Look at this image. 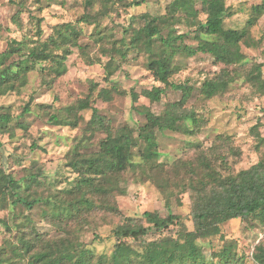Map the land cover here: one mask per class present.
Instances as JSON below:
<instances>
[{
	"label": "rangeland",
	"instance_id": "1",
	"mask_svg": "<svg viewBox=\"0 0 264 264\" xmlns=\"http://www.w3.org/2000/svg\"><path fill=\"white\" fill-rule=\"evenodd\" d=\"M173 1L0 0V53L22 44L1 67L18 61L20 53L57 38L58 27L66 30L67 25L80 32L78 46L70 47L65 74L54 78L50 68L56 64L50 61L28 62L31 69L24 84L18 80L14 90L0 95V114L12 119L0 124V264H30L38 253L51 251L56 253L55 264H61L64 253L71 251L76 257L83 250L89 252L90 264H111L117 227L130 219L150 226L145 212L162 217L179 215V223L144 236V246L128 238L140 253L157 250L164 237L194 230L191 212L197 196L190 185L206 178V163L221 177L264 163V93L247 80L255 63L263 65L264 77L262 14L241 42L246 55L241 63H217L212 55L202 52L190 55L181 51L176 56L180 70L170 77V83L192 87L181 111H194L197 122L189 119L183 126L188 129L159 132L151 162L144 161L136 147L125 171L110 175L109 180L94 175L102 189L79 186L86 166L76 168L73 162L105 157L101 144L107 132L91 124L94 107L105 127L115 131L129 125L137 136L146 123L143 107L160 115L169 103L181 100V90L156 80L148 66L150 52L144 41L135 40L136 32L157 18L153 24L159 26L161 36L174 30L186 35L183 45H198V24L206 19L203 0H194L200 12L195 19L182 12L171 17ZM225 3L229 15L224 27L242 29L253 15L252 6L264 0ZM162 48L161 39L155 38L153 49L158 53ZM225 69L234 81L204 99L200 93L203 82ZM156 86L165 87V93L153 102L143 93ZM133 92L138 95L136 101ZM86 100L89 108L80 109ZM27 106L30 110L25 113ZM54 115L59 122L51 119ZM65 120L77 125L64 124ZM254 127L262 140L254 134ZM5 173L19 181L22 196L37 200L32 208L13 203L14 197L1 180ZM84 198L90 203H84ZM221 227V234L196 241L199 259L204 264H223L221 254L228 250L231 264H258L253 255L264 243V219L259 215L231 219Z\"/></svg>",
	"mask_w": 264,
	"mask_h": 264
},
{
	"label": "trees",
	"instance_id": "2",
	"mask_svg": "<svg viewBox=\"0 0 264 264\" xmlns=\"http://www.w3.org/2000/svg\"><path fill=\"white\" fill-rule=\"evenodd\" d=\"M138 2L136 4H139ZM194 2V0H174L170 5L171 17L182 12L190 18H198L200 12L195 9ZM202 4V11L206 14V19L198 24L197 36H199V41L196 47L183 45V39L186 35L175 34L174 30H171L166 37L161 36L159 26L153 24L158 21L157 18L151 19L148 24L136 32V43L144 41V47L150 52L148 66L156 80L165 85H171L176 90H181L182 98L179 101L169 103L163 114L160 115L155 114L147 107H143L142 112L146 118V123L140 127L137 136L134 134L135 130L129 125L121 126L115 131L105 127L104 118L94 107L91 124L94 125V128L104 127L107 132V136L101 144L105 157H84L73 162V166L76 168L86 166L85 175L79 186L102 189V185L96 184L94 175L109 180L110 175H117L125 171L131 165L132 150L136 147H139L143 160L151 162L156 155L159 132L188 129L189 127L183 126H187L185 122L189 119L193 123L197 122L194 111H181L182 105L187 102L191 95L192 87L188 83H170V77L180 70V67L175 64V58L181 54V51L190 55L197 52L210 54L217 63L228 66L245 60L246 55L242 51L241 42L248 36L250 27L257 22L258 17L264 14V3L252 6L253 15L248 19L246 27L242 29L224 27L225 17L229 15V7L226 6L225 0H203ZM143 18L147 19V16H143ZM65 27H67L66 30H63L62 27L57 28V38L51 37L49 41L43 42L38 47L30 48L28 53H20L19 60L7 66L1 67L12 54L21 50V42L18 45H12L9 51L0 53V95L14 90L18 80L24 84L25 74L31 69L28 62L32 64L39 61L55 63L56 65L50 68V71L55 74L54 78L66 73V60L72 53L70 47L78 46L77 38L80 32L75 27L67 25ZM158 37L163 43V48L157 53L153 49V41ZM50 44L53 45V49L49 50ZM262 66L261 63H255L247 80L257 91L264 93ZM234 79L225 69L217 76L206 79L200 87V93L204 99H210L216 95L221 86H228ZM164 93L165 87L156 86L151 90L144 91L143 95L155 102L160 101ZM132 97L136 101L138 99L137 93L133 92ZM89 106V102L86 100L81 102L79 108L85 109ZM29 110L28 106L25 107V113ZM51 119L59 122L56 115L52 116ZM11 120L10 115L0 114V124L8 123ZM62 122L73 126L77 125L76 121L73 123L68 120ZM252 130H255V127ZM254 134L262 140L256 130ZM205 165L209 169L206 178L190 185V189L197 196L194 209L191 212L194 230L184 229L178 237H164L158 242L159 249L152 251L145 249L144 252L140 253L134 249L128 238L140 241L141 245L144 246L147 241L143 237L149 232L163 231L181 220L179 215L162 217L156 212H145L144 217L151 224L150 226L145 227L130 219L129 222L114 230L117 243L111 254V264H204L196 252V241L199 238H209L221 234V226L231 219H247L253 215H259L264 219L263 162L227 177L218 175L217 171L211 169L210 164L206 163ZM39 174L32 175V178H38ZM1 180L14 197V204L19 203L32 208L37 203V200H29L20 194L19 181L15 180L11 174H2ZM83 202L89 204L90 200L84 198ZM87 253L89 252L83 250L76 257L71 251L64 253L61 264H68V262L70 264H90V261L87 260ZM54 254L56 253L53 251L38 253L30 264L36 262L55 264ZM230 255L231 252L225 250L221 254V262L231 264ZM253 257L258 264H264V243L255 248Z\"/></svg>",
	"mask_w": 264,
	"mask_h": 264
}]
</instances>
